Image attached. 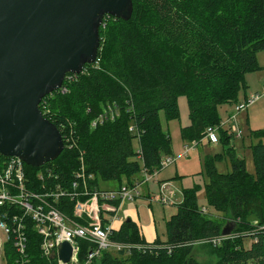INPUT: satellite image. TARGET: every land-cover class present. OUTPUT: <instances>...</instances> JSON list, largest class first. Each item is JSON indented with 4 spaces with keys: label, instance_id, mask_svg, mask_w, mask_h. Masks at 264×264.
Wrapping results in <instances>:
<instances>
[{
    "label": "trees",
    "instance_id": "1",
    "mask_svg": "<svg viewBox=\"0 0 264 264\" xmlns=\"http://www.w3.org/2000/svg\"><path fill=\"white\" fill-rule=\"evenodd\" d=\"M107 16L97 60L80 73H67L63 85L39 104L62 133L63 151L40 167L53 168L58 179L68 181L82 163L97 185L133 183L142 169H162L172 138L161 111L168 120L179 118L178 97L185 95L191 123L183 127V137L199 143L210 126L221 123L219 107L237 101L246 74L260 68L264 0H132L129 18ZM223 132L227 143L230 136ZM262 133H253L254 173L230 145L229 172L218 171L213 156L205 159L207 204L226 216L223 224L201 211L196 189L184 190L178 212L166 221L165 241L131 254L105 251L91 264H201L193 255L195 243L220 235L228 220L236 223L234 235L219 245L209 243L219 249L216 264H264ZM27 233L30 263L57 264L42 254L33 226L27 225ZM112 237L145 241L132 220ZM4 248L9 264H16L12 241Z\"/></svg>",
    "mask_w": 264,
    "mask_h": 264
},
{
    "label": "water",
    "instance_id": "2",
    "mask_svg": "<svg viewBox=\"0 0 264 264\" xmlns=\"http://www.w3.org/2000/svg\"><path fill=\"white\" fill-rule=\"evenodd\" d=\"M105 14L129 18L132 0H0L2 154L31 166L61 154V132L39 104L63 85L67 73H80L97 60ZM235 227L228 220L221 234L229 236ZM71 255V244L60 243L59 257L66 262Z\"/></svg>",
    "mask_w": 264,
    "mask_h": 264
},
{
    "label": "built area",
    "instance_id": "3",
    "mask_svg": "<svg viewBox=\"0 0 264 264\" xmlns=\"http://www.w3.org/2000/svg\"><path fill=\"white\" fill-rule=\"evenodd\" d=\"M263 95L264 91L246 96L245 102L236 106V112L229 116L230 128L227 132H231L232 136H242L241 128L232 121ZM224 124L221 122L210 126L204 138L211 143L219 142L217 131L223 130ZM197 147L198 142L185 144L184 155L187 156ZM175 162V157L167 156L162 160L161 168ZM45 164L33 167L40 168ZM26 165L29 164L19 156H6L0 152V231L6 236V242L12 241L18 254L16 264H31L27 257V225L33 226L41 236L42 254L57 264H91L105 251L131 254L135 250L152 247L153 243L119 241L113 239L112 235L119 230L113 222L120 218L122 203L142 197V188L153 179L155 171L143 169L146 173L144 178L106 188L95 183V174L87 172L83 163L68 181L58 179L51 167L32 173L27 171ZM158 184L159 193H151L149 201H158L164 206L174 205L176 191L171 183L166 180ZM201 211L209 213L206 207ZM233 235L220 234L203 241L219 245ZM64 241L72 246V255L66 262L59 257V244ZM6 242L0 236V249L4 248ZM52 254H55L53 258Z\"/></svg>",
    "mask_w": 264,
    "mask_h": 264
},
{
    "label": "rangeland",
    "instance_id": "4",
    "mask_svg": "<svg viewBox=\"0 0 264 264\" xmlns=\"http://www.w3.org/2000/svg\"><path fill=\"white\" fill-rule=\"evenodd\" d=\"M107 15L110 14H105L102 18L101 24L99 25V35L101 26L102 29H104L105 23H108L110 20ZM101 37L102 35L100 36V42L102 39ZM258 62L260 68L252 70L246 74L247 85L245 87L242 86L240 89L237 101L233 103H226L219 107L221 122L225 123L223 131H229V116L236 112L235 108L238 104L245 102L246 95L250 96L257 92L264 91V49L258 52ZM178 103L180 108L179 118L168 120L164 111H161L160 113L162 126L170 133L172 138V153L170 156L176 158V163L165 166L162 169L155 170L153 179L150 180L151 189L156 194L159 193L158 182L166 180L169 181L173 190L176 191V203L172 206L165 207L161 202L155 201L151 204L149 200L142 197L134 204L125 202L121 207V216L126 219L128 217L133 219V215H137V208L139 209L141 223L145 229L144 233H148L151 237V239L147 240L150 243H155L158 236L161 241L167 239L166 221L171 218L173 214L178 212L179 205L183 201L184 190L196 189L199 206L201 208H208L209 213H207V216L213 218L219 222V224H223L226 220V216H224L223 213L215 211V209L207 204L206 183L208 178L205 173V159L208 156H213L218 171L222 173L229 172L231 166L229 158L226 154V145H230L234 147L240 156L245 158L248 171L254 173L255 163L252 149V144L255 141L253 136L254 131L263 132L261 137L264 141L263 95L256 103L241 111L232 121L233 124H237L239 128H241V137L232 136L231 132H228L230 139L226 143L223 135L224 132L222 130L217 131L219 142L211 143L207 138H204L199 141L197 148L193 149L187 156H185V144H191L192 141L183 137L182 129L191 123L190 109L188 99L185 95L178 97ZM139 144V139L137 137L134 139V145L137 151ZM139 161L141 163V159ZM145 174L146 173L142 169L137 176H135V178L137 177L142 179L145 177ZM124 181H126V178H124ZM100 185L103 187L109 186L104 181H100ZM115 185L117 184L115 183ZM144 187L142 188L143 190H145ZM149 209H152V219L155 220L153 227L151 224ZM0 236L2 237V240L6 242V236L1 231ZM247 241L248 240L245 242L246 246H248ZM4 249L5 248L0 249V264H9L7 258H5ZM194 253L197 255L196 257L202 262V264H216L218 261L217 255L219 254V249L202 240L195 243Z\"/></svg>",
    "mask_w": 264,
    "mask_h": 264
},
{
    "label": "crops",
    "instance_id": "5",
    "mask_svg": "<svg viewBox=\"0 0 264 264\" xmlns=\"http://www.w3.org/2000/svg\"><path fill=\"white\" fill-rule=\"evenodd\" d=\"M247 96V95H246ZM176 163V162H175ZM173 165V164H172ZM109 186H107L106 188H112V187H115V186H117V185H115V183L114 182H106ZM145 190H143L144 191V193H143V198H146L147 200H149L148 199V197H149V195L151 194V193H153V191H152V189H151V186H150V182H148V184H146L145 185ZM142 197H140V198H142ZM140 198H138V199H140ZM137 199V200H138ZM137 200H135V201H133V202H130V201H125V202H130V203H132V204H134V203H136L137 202ZM125 202H123V203H125ZM123 203H122V205H123ZM150 203L152 204L153 202H151L150 201ZM122 205H121V207H122ZM166 207V206H165ZM136 208H137V206H136ZM121 208H120V210H119V216H120V218H118V219H116L114 222H113V225H114V227L116 228V229H120L121 228V226L123 225V223H124V221H126V220H128V218H130V217H128L127 219L125 218H123L122 216H121ZM149 213H150V219H151V224H152V227H153V224H155V220H153L152 218H153V213H152V209H149ZM131 214V213H130ZM134 217H133V219L132 218H130V220H132V221H134L135 223H136V225L138 226V229H139V232H140V235L144 238V240L146 241V242H148L147 240H149V239H151V237H150V235H148V233H144V227H143V225H142V223H141V215H140V212H139V209L137 208V215H133ZM156 227V226H155ZM157 239H159V236L157 237ZM165 241V240H164ZM148 243H150V242H148ZM193 255L195 256V258L198 260V258L196 257L197 255L194 253V249H193ZM201 264H202V262L200 261V260H198Z\"/></svg>",
    "mask_w": 264,
    "mask_h": 264
},
{
    "label": "bare ground",
    "instance_id": "6",
    "mask_svg": "<svg viewBox=\"0 0 264 264\" xmlns=\"http://www.w3.org/2000/svg\"><path fill=\"white\" fill-rule=\"evenodd\" d=\"M52 258V257H51Z\"/></svg>",
    "mask_w": 264,
    "mask_h": 264
}]
</instances>
